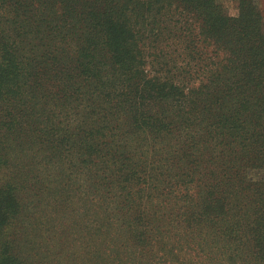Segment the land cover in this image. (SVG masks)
Listing matches in <instances>:
<instances>
[{
  "label": "trees",
  "instance_id": "16d2710c",
  "mask_svg": "<svg viewBox=\"0 0 264 264\" xmlns=\"http://www.w3.org/2000/svg\"><path fill=\"white\" fill-rule=\"evenodd\" d=\"M237 11L220 0H0V233L23 207L44 225L14 182L21 168L6 173L11 134L36 147L23 171L34 208L47 189L70 200L79 162L94 235L123 248L97 247L95 263L264 264V177H248L264 169V14L256 0ZM173 196L186 204L176 242L153 224ZM215 235L220 261L204 250ZM12 243L0 264H24Z\"/></svg>",
  "mask_w": 264,
  "mask_h": 264
},
{
  "label": "rangeland",
  "instance_id": "374dc122",
  "mask_svg": "<svg viewBox=\"0 0 264 264\" xmlns=\"http://www.w3.org/2000/svg\"><path fill=\"white\" fill-rule=\"evenodd\" d=\"M225 8L228 9L229 13L233 10H237L239 0H220ZM259 2L260 7L264 14V0H256ZM132 139V137L130 138ZM8 141H4L3 144L11 145L12 150L8 149V154L10 155V164L12 167L6 170V173L14 170L16 167H20V171L23 173L22 176L15 179V183L19 185L20 194L23 197L24 205L28 206V210L33 212L35 216H39L40 222L44 225H39L37 222L32 224L28 222L26 217L27 212L25 207L22 208V214L18 215L16 219L13 220L15 223L11 225V228L4 230L0 233V249L1 243H4L8 238L13 240L12 247H14L24 264H99V260H96L95 255L97 252V247L106 246L109 248V253L114 250L115 245L120 251L123 248L117 243L107 240L108 238H102L99 240L93 231L94 226V205L92 202V195L90 193V188L87 185L85 179L76 170L79 169V162L73 167V172H71L70 179L67 180L66 193H69L68 202H59V195L54 191L47 189L42 195V200H44L37 208H34L36 203L33 196L29 193L28 183L24 182V172L29 173V170L35 165L31 160V151L35 150L36 147L28 149L27 145L22 148L19 147L18 141L16 142L13 137L8 135ZM173 143V138L171 139ZM165 153V152H164ZM164 153L162 154L164 157ZM173 154V146L168 150L167 156ZM217 152L207 149L204 152V157L206 160H210V156H216ZM39 156V152H35L33 157ZM166 157V155H165ZM47 164V163H46ZM27 165V167H24ZM36 166V165H35ZM211 166L208 164L205 169L201 168V172L205 171V182L209 180ZM24 171V172H23ZM58 168L54 163L47 164L44 170V176L46 182H53L55 180V175L58 174ZM174 180H178V171L175 172ZM183 175V174H182ZM200 174H196L199 177ZM212 177V176H211ZM248 177L254 180H260L264 177V169L262 168H249ZM186 179V178H184ZM189 180V178L187 179ZM211 182V180H210ZM55 184V183H54ZM189 192L195 193V186H191ZM82 189H84V195H91L89 198H82ZM160 197L163 202L169 201ZM185 202L176 199L173 196V204L167 206L164 204L160 205L157 210L160 214L161 223L155 221L153 224H159L163 228H173V242L179 240L180 226L183 216ZM169 223V225H167ZM214 230L210 231V235L213 234ZM5 233V234H4ZM8 237V238H6ZM206 247H204L206 256L211 260L219 257V248H212L213 246L220 247V239L215 235V237L206 238ZM220 243V244H219ZM178 250L181 249L183 252L188 251V248L178 246L175 247ZM13 252L14 250L10 248ZM209 250V253H208ZM107 251V250H106ZM217 253V254H216ZM186 260L184 264H196V257L190 258L186 255H179ZM214 258V259H212ZM220 261V260H218ZM201 264H210L207 258L203 257L201 259ZM199 263V262H198ZM227 262L224 261L223 264Z\"/></svg>",
  "mask_w": 264,
  "mask_h": 264
},
{
  "label": "clouds",
  "instance_id": "9594fccd",
  "mask_svg": "<svg viewBox=\"0 0 264 264\" xmlns=\"http://www.w3.org/2000/svg\"><path fill=\"white\" fill-rule=\"evenodd\" d=\"M237 14H238V11L237 10H233L232 12H230V15H233V16H235Z\"/></svg>",
  "mask_w": 264,
  "mask_h": 264
}]
</instances>
